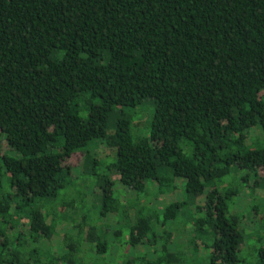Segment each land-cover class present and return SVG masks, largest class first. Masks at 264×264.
I'll list each match as a JSON object with an SVG mask.
<instances>
[{"label": "trees", "instance_id": "obj_1", "mask_svg": "<svg viewBox=\"0 0 264 264\" xmlns=\"http://www.w3.org/2000/svg\"><path fill=\"white\" fill-rule=\"evenodd\" d=\"M258 187L264 0H0V264H87L81 242L103 256L109 218L116 242L153 247L125 264H264V246L240 256L234 202L246 189L255 208Z\"/></svg>", "mask_w": 264, "mask_h": 264}, {"label": "rangeland", "instance_id": "obj_2", "mask_svg": "<svg viewBox=\"0 0 264 264\" xmlns=\"http://www.w3.org/2000/svg\"><path fill=\"white\" fill-rule=\"evenodd\" d=\"M139 106V105H138ZM139 108H142L141 110H134L131 114V122H132V128L134 132L140 133L143 131L144 125L146 124L147 118H148V112H150V108H148L146 105H140ZM137 108V109H139ZM94 158L98 161V168L99 170H104L105 165L111 161L112 152L102 143H99L96 147L93 148L90 152ZM80 156L78 154H73L69 160L67 161L69 165H71L73 168H77L80 163ZM74 170V169H73ZM108 177L114 182L113 188L116 189L117 196L119 203L121 204H127L128 200L133 198V193L129 192L128 190L124 189L117 183L118 175L114 171H108ZM75 179V178H74ZM77 181V179L75 180ZM82 182L76 183L77 185H81ZM75 184V185H76ZM74 187H70L68 189V193H64V198L66 200L70 198H74ZM92 193L96 192L95 187H91ZM86 194L84 197V201L86 204H89L91 200L94 199L92 194H88L90 192V188L86 189ZM246 193H243L242 195H239L235 198L234 202L236 205V211L241 214L242 221L240 222L239 228L242 230L244 237H246V241L244 242L240 256L243 259L244 262L247 261H254V250L257 247L264 246V190L263 188H256L253 193V203L255 204V208H251L249 199H248V193L245 189ZM179 194H174V197L179 198ZM164 198H161L160 201L156 203L157 207L163 206V200ZM64 206H60L57 211H63ZM69 213V212H67ZM131 213V210L129 211V214ZM72 214V212L70 213ZM73 215V214H72ZM80 214L75 213L73 215L74 219H78ZM181 216H179L178 221L182 223V220L180 219ZM21 221H24L23 219ZM109 222V227H106V241L110 244L107 248L106 253L103 256H98L93 254L92 249L89 248L88 244L84 241L81 243V248L78 252V256L81 257L84 261L86 260L87 256L90 258V261L87 263H95V264H125V261L132 257H143L146 256L148 258H152L154 256L153 247H148L146 244H138L134 247H129L125 242V236L123 235L121 237L122 242H116L114 240V237L112 235V229H115V225L112 221L114 220H107ZM171 223H166L163 226L164 227H170L172 228L174 225L170 226ZM61 227L58 230V235L56 234V238L59 237L60 233L62 232V229L66 230L68 233H74L76 231L75 227L72 225L70 220H67L66 222L60 223ZM21 229L25 230V227L23 224L20 226ZM84 229V228H83ZM174 243L180 244L184 241V236L180 234H175ZM39 245L43 249L48 248L47 241L39 242ZM64 250V246L61 244L56 248V251ZM103 257V258H102ZM94 260V261H93ZM241 261V262H243Z\"/></svg>", "mask_w": 264, "mask_h": 264}]
</instances>
